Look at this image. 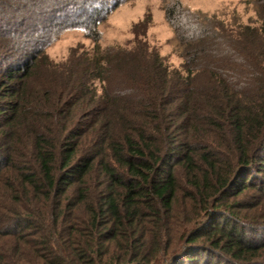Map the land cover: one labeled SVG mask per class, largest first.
Masks as SVG:
<instances>
[{
  "label": "trees",
  "instance_id": "trees-1",
  "mask_svg": "<svg viewBox=\"0 0 264 264\" xmlns=\"http://www.w3.org/2000/svg\"><path fill=\"white\" fill-rule=\"evenodd\" d=\"M91 1L3 54L0 264H264V16L170 0L181 70L137 45L43 59L69 29L101 41L121 3Z\"/></svg>",
  "mask_w": 264,
  "mask_h": 264
},
{
  "label": "rangeland",
  "instance_id": "rangeland-1",
  "mask_svg": "<svg viewBox=\"0 0 264 264\" xmlns=\"http://www.w3.org/2000/svg\"><path fill=\"white\" fill-rule=\"evenodd\" d=\"M90 0H0V68L7 56L23 51L36 52L45 40V34L54 32L62 22H73L75 15L86 9ZM95 2V0H92ZM91 1V3H93ZM104 1V0H103ZM120 6L100 25L99 43L86 36L82 29H69L46 49L43 59L56 64L70 61L72 55L94 53L110 47L133 49L142 53L148 49L160 57L171 69H182L176 33L167 18L170 0H117ZM116 2V3H117ZM193 12H201L227 30L237 31L239 25H259L263 7L254 0H180ZM93 8V7H91ZM86 9L88 22L93 9ZM95 8V7H94ZM85 11V10H84ZM260 13V14H259ZM88 20V21H87ZM140 53V54H141ZM149 56V55H148ZM41 58V59H42Z\"/></svg>",
  "mask_w": 264,
  "mask_h": 264
}]
</instances>
